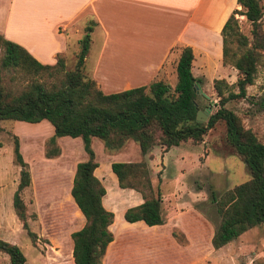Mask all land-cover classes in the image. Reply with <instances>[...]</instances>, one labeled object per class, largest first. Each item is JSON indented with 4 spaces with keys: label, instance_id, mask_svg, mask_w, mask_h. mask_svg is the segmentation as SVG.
I'll list each match as a JSON object with an SVG mask.
<instances>
[{
    "label": "trees",
    "instance_id": "trees-1",
    "mask_svg": "<svg viewBox=\"0 0 264 264\" xmlns=\"http://www.w3.org/2000/svg\"><path fill=\"white\" fill-rule=\"evenodd\" d=\"M235 1L240 12L232 10L220 29V63L236 70V80L233 84L223 78L212 80L217 107L203 123L194 120L199 108L192 87L194 82L200 84L201 80L191 73L194 56L189 46L179 48L172 88L158 79L147 85L105 94L82 71L92 23L84 27L73 68L69 70H64L62 57L58 56L52 65L41 64L20 45L0 35V121L35 123L46 120L53 129L48 143L55 144V138L61 136L79 137L87 156L76 163L69 191L84 220L79 229L70 233L73 264H101L106 246L112 240L108 225L113 213L101 204L105 190L93 174L97 164L93 160L91 137L99 139L108 152L132 139L140 154L145 155L154 145L161 146L165 152L187 140L199 142L207 130L221 121L225 142L243 161L249 178L218 196L210 192V200L219 216L210 245L212 249H218L252 227L264 229V142L243 125L240 116L225 106L228 101L248 99L246 87L253 84L257 66L264 60V29L260 23L262 4L260 0ZM236 13L250 24V39L238 31ZM4 70L19 72L28 82L21 89H15L9 85L14 80L13 75L7 78L8 83L4 82L1 75ZM43 73L47 76L61 73V78L57 83L47 85L41 80ZM257 103L264 108V96ZM18 145L14 135L13 160L20 169L11 206L21 228L33 241L34 234L28 229L26 206L21 198L30 175ZM57 154L58 149L45 157ZM110 170L119 188L133 189L142 197L141 203L123 211V220L128 223L142 221L147 226L162 224L158 192L155 196H147L145 192L151 191L145 163L115 161L110 164ZM0 253L7 256L8 264H25V257L15 244L0 239Z\"/></svg>",
    "mask_w": 264,
    "mask_h": 264
},
{
    "label": "rangeland",
    "instance_id": "rangeland-1",
    "mask_svg": "<svg viewBox=\"0 0 264 264\" xmlns=\"http://www.w3.org/2000/svg\"><path fill=\"white\" fill-rule=\"evenodd\" d=\"M261 4L260 23L264 29V0H261ZM234 9L240 12V7ZM234 18L238 31L250 39V24L244 16L236 13ZM94 39L96 44L95 36ZM207 55L211 57L208 63L201 56L195 58L192 73L201 80L195 102L200 111L208 110V116L216 109L218 99L212 89V80L223 78L228 84H233L237 74L232 66L221 65L211 51ZM73 65L72 58L67 61L64 70L72 69ZM171 74L168 73L165 80L161 78L170 88L175 84V77ZM1 75L7 83V78L13 75L14 80L9 85L15 89H21L28 82L16 71L4 70ZM60 78L61 73L41 75V80L47 85L57 83ZM246 94L248 99L228 101L225 106L240 116L243 125L250 128L256 137L264 142V108L257 103L264 96V60L258 64L253 84L246 87ZM51 131L52 126L46 120L35 123L11 119L0 121V239L15 244L25 257V264H73L70 233L79 229L84 222L74 205H70L62 195H56L50 189V185L55 183L53 176H49L50 181L38 178L42 171L39 169L43 167L40 160L51 158L45 157L46 154L58 149L56 143L50 144L46 139ZM224 132L223 123L218 121L207 130L199 142L187 140L170 147L165 154L161 146L154 145L145 155H141L136 142L132 139H128L119 149L109 152L117 158L118 151H121L120 153H127L128 162L145 163L151 183V191H145L147 196H155L158 192L163 222L169 221L168 227L171 221L173 224L177 222L182 230L173 226L167 231L170 238H161L163 233L160 230H140L136 226H124L122 223L127 222L123 220L119 208L133 204L134 199L122 193L129 190L131 191L129 193L142 199L141 194L129 188L119 189L114 186L116 184L112 178L105 177L106 200L115 216L110 228L111 234L118 230L124 231L109 245L101 264L264 262L262 226L246 230L218 249H212L210 245L211 235L219 222L214 203L210 200V192L218 196L225 189L249 178L243 161L226 144ZM14 135L19 141L18 149L22 159L27 168L28 166L31 168L33 175V179L30 178L28 186L21 192V198L26 206L28 229L34 234L33 241L21 228L11 206L12 193L20 169L13 160ZM63 139L66 138H60L59 144L64 151L84 154L85 157L80 138L76 142H71L72 144ZM134 148L135 151L137 149L136 153ZM94 149L96 158L102 160L103 155L98 147L94 146ZM150 153L155 154L154 162L151 161L153 156ZM110 185L113 186L112 191L109 189ZM119 201L121 206H116ZM170 207L175 212L172 213ZM0 264H8V258L3 253H0Z\"/></svg>",
    "mask_w": 264,
    "mask_h": 264
},
{
    "label": "crops",
    "instance_id": "crops-1",
    "mask_svg": "<svg viewBox=\"0 0 264 264\" xmlns=\"http://www.w3.org/2000/svg\"><path fill=\"white\" fill-rule=\"evenodd\" d=\"M239 7L235 0H0V35L20 45L41 64L52 65L60 56L64 65H67V61L72 58L75 62L84 27L92 23L82 71L94 80L103 93L108 94L147 85L161 78L165 80L168 73L175 77L174 66L182 46H189L192 50L194 58L191 73L195 58L201 56L208 63L211 57L206 54L210 51L220 62V29L232 10ZM52 132L53 129L50 136ZM64 137L67 143L76 142L79 138H55L58 154L40 160L43 167L39 169L42 171L38 178L44 181L53 176L55 183L50 185V189L76 207L69 193L72 177L76 163L85 160L87 156L84 150L85 157L84 154L64 151L59 144L60 138ZM96 140L95 137L90 138L93 160L97 164L93 174L105 190L101 198L102 206L113 213L106 200L104 179L112 178L116 184L114 186H117L110 164L119 159V162L129 160L127 153L121 151H118L116 158V155L104 150L99 139ZM94 146L103 155L102 160L96 158ZM133 150L137 152V149ZM150 154L154 162L155 154ZM28 171L32 180L29 166ZM112 187H109L111 191ZM129 192L126 190L122 194L134 199L133 204L119 208L121 215L127 207L142 202L140 197ZM120 204L119 201L116 206ZM170 210L175 212L171 207ZM114 219L113 215L108 225L110 232ZM168 223L147 226L142 221H135L122 224L136 226L140 230H160L163 233L161 238H170L167 231L171 227L181 228L177 222L173 224L171 221L169 227ZM120 231L112 234V240L106 246L103 256L124 230Z\"/></svg>",
    "mask_w": 264,
    "mask_h": 264
},
{
    "label": "water",
    "instance_id": "water-1",
    "mask_svg": "<svg viewBox=\"0 0 264 264\" xmlns=\"http://www.w3.org/2000/svg\"><path fill=\"white\" fill-rule=\"evenodd\" d=\"M194 93H197L199 90V84L197 82H194V85L192 87ZM208 110L200 111L199 109L196 110L194 120L197 122L203 123L207 118Z\"/></svg>",
    "mask_w": 264,
    "mask_h": 264
}]
</instances>
